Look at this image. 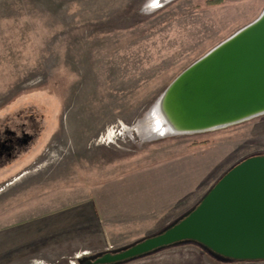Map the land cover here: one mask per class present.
<instances>
[{
	"label": "rangeland",
	"instance_id": "obj_1",
	"mask_svg": "<svg viewBox=\"0 0 264 264\" xmlns=\"http://www.w3.org/2000/svg\"><path fill=\"white\" fill-rule=\"evenodd\" d=\"M147 2L0 0V130L28 136L0 162V264H80L128 247L183 216L232 165L264 155V113L191 134L145 128L146 139L136 127L264 0ZM105 264L264 259L183 240Z\"/></svg>",
	"mask_w": 264,
	"mask_h": 264
},
{
	"label": "water",
	"instance_id": "obj_2",
	"mask_svg": "<svg viewBox=\"0 0 264 264\" xmlns=\"http://www.w3.org/2000/svg\"><path fill=\"white\" fill-rule=\"evenodd\" d=\"M151 112L164 128L162 135L150 131L152 137L219 129L264 113V9L183 69L136 127L145 130ZM180 240H193L227 258L264 259V155L229 168L170 227L103 253L95 262L122 261Z\"/></svg>",
	"mask_w": 264,
	"mask_h": 264
},
{
	"label": "flooded vegetation",
	"instance_id": "obj_3",
	"mask_svg": "<svg viewBox=\"0 0 264 264\" xmlns=\"http://www.w3.org/2000/svg\"><path fill=\"white\" fill-rule=\"evenodd\" d=\"M27 141L26 134H18L7 128L0 130V162L11 158Z\"/></svg>",
	"mask_w": 264,
	"mask_h": 264
},
{
	"label": "bare ground",
	"instance_id": "obj_4",
	"mask_svg": "<svg viewBox=\"0 0 264 264\" xmlns=\"http://www.w3.org/2000/svg\"><path fill=\"white\" fill-rule=\"evenodd\" d=\"M161 1L163 0H148L147 7H149L150 9H153L154 7L158 6ZM150 119L151 120H149V124L146 127L147 131L148 132L153 131L154 133L158 135H162L164 132V128L160 125V120H159L157 113L154 114V112H151ZM137 131L141 136H145L147 134V132L144 129L141 130L138 127H137Z\"/></svg>",
	"mask_w": 264,
	"mask_h": 264
},
{
	"label": "trees",
	"instance_id": "obj_5",
	"mask_svg": "<svg viewBox=\"0 0 264 264\" xmlns=\"http://www.w3.org/2000/svg\"><path fill=\"white\" fill-rule=\"evenodd\" d=\"M216 1H218V0H207V3H209V4H214ZM196 141L197 140H194L193 141V143L192 144H196ZM203 140H200V141H197V142H202ZM247 158V157H246ZM245 159V158H244ZM243 160V159H242ZM241 161V160H240ZM239 161V162H240ZM238 163V162H237ZM237 163H235V164H237ZM234 164V165H235ZM234 165H232V166H234ZM231 166V167H232ZM230 167V168H231ZM205 195V194H204ZM203 195V196H204ZM202 196V197H203ZM201 197V198H202ZM201 198H200V200H201ZM199 200V201H200ZM198 201V202H199ZM198 202L192 207V208H190L183 216H185L186 214H188L197 204H198ZM183 216H181L180 218H178L177 220H175L174 222H172L171 224H169L168 226H166L164 229H166V228H168V227H170L171 225H173L174 223H176L179 219H181ZM163 229V230H164ZM163 230H161L160 232H162ZM159 233V232H158ZM154 235V234H153ZM180 241H183V240H180ZM180 241H177V242H180ZM189 241H193V240H189ZM195 242V241H194ZM174 243H176V242H174ZM196 243H198V242H196ZM173 244V243H172ZM198 244H200V243H198ZM171 245V244H170ZM201 245V244H200ZM204 249H206V250H208L209 251V249L207 248V247H205L204 245H201ZM159 248H161V247H159ZM157 249V248H156ZM153 251V250H152ZM150 252V251H149ZM216 254V253H215ZM217 256H219L218 254H217ZM221 257V256H220ZM95 259H96V257H87V258H85L84 259V262H79L80 264H82V263H85V264H100V263H96L95 262ZM130 259V258H129ZM125 260H127V259H125ZM125 260H122V261H125ZM117 262H120V261H117ZM113 263H116V262H113Z\"/></svg>",
	"mask_w": 264,
	"mask_h": 264
}]
</instances>
